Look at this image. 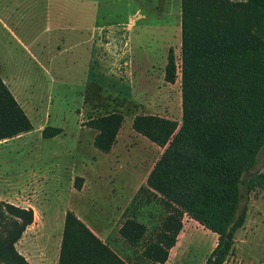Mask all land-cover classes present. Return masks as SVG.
I'll return each mask as SVG.
<instances>
[{
    "label": "rangeland",
    "instance_id": "obj_1",
    "mask_svg": "<svg viewBox=\"0 0 264 264\" xmlns=\"http://www.w3.org/2000/svg\"><path fill=\"white\" fill-rule=\"evenodd\" d=\"M170 48L180 66L182 0H0L2 74L37 128L0 142V201L32 207L42 228L21 247L36 241L38 250L52 252L72 205L81 214L88 208L94 219L106 199L146 184L164 149L132 122L138 114L182 121L181 73L175 83L165 80ZM114 111L125 119L106 155L95 147L97 130L88 122ZM46 126L63 132L44 138ZM263 158L264 147L252 171L264 173ZM241 190L239 212L246 208L247 217L225 264H264V187L249 193L242 184ZM132 212L151 229L166 213L160 198L146 192ZM185 220L195 233L168 264H206L218 234Z\"/></svg>",
    "mask_w": 264,
    "mask_h": 264
},
{
    "label": "trees",
    "instance_id": "obj_2",
    "mask_svg": "<svg viewBox=\"0 0 264 264\" xmlns=\"http://www.w3.org/2000/svg\"><path fill=\"white\" fill-rule=\"evenodd\" d=\"M181 61L179 66L170 48L165 80L175 83L181 73L182 121L138 114L132 123L164 148L133 201L146 192L160 198L167 213L143 255L164 264L188 214L218 234L206 264H225L247 217L246 208L239 212L241 185L249 193L264 187V173L252 171L264 147V0H182ZM124 119L114 111L89 120L98 150H112ZM33 128L3 78L0 60V140ZM62 132L46 126L42 135ZM34 219L32 207L0 201V264H30L16 243ZM120 233L139 246L147 227L127 218ZM59 264L127 263L68 210Z\"/></svg>",
    "mask_w": 264,
    "mask_h": 264
},
{
    "label": "crops",
    "instance_id": "obj_3",
    "mask_svg": "<svg viewBox=\"0 0 264 264\" xmlns=\"http://www.w3.org/2000/svg\"><path fill=\"white\" fill-rule=\"evenodd\" d=\"M18 42L23 44V41H20L19 38H18ZM39 42L40 41H38V39L36 38V41L32 43L33 49L35 51L38 50ZM24 45H25V47H27L26 44H24ZM34 54L35 53H33V55ZM0 60H1V58H0ZM31 121L33 123V126H35L34 121L32 119H31ZM34 129H37V128L34 127L32 130H34ZM32 130L25 132V133H32ZM25 133L19 134L17 136H22ZM17 136H14L11 138H6L4 140H0V142H8V140H13V138H16ZM94 139H95V137H94ZM115 144H114L112 150L110 152H108L106 155H109L114 150ZM159 147L163 148L161 146H159ZM157 151H158V149H157ZM149 174L147 175V178H148ZM99 184L101 185L102 182L101 183L99 182ZM142 186L143 185H140L137 188H135V191H133L134 193H131L128 196L127 195H120L119 198H114L113 200L106 199L105 209L98 208L99 212L97 215L94 214V216H95L94 219L91 218V217H93V215L91 216V214H89V212H92V211L88 210V208L84 209L88 214H81V210H80V212L77 210V204L72 205V207L70 209H68V210L73 211L80 220H82L105 244H107L115 253H117L127 264H153V262L150 259L146 258L143 255V251H144L146 243H148L149 240L152 239L153 234L155 233V230L159 228V225L161 224L162 220L164 219L165 215L167 214V213H165L163 215V218L161 217L162 220H160L159 224L156 225L154 227V229H151L147 221L139 220L137 218L136 214H134L133 212H132V214L128 213L131 205L133 204L135 197L137 196V194H138V192ZM80 188H78V189L80 190ZM79 194L80 195H78V196H80L82 198L84 197V195H83L84 193H82V191L81 192L79 191ZM160 202H161V200H160ZM121 204H122V206H121ZM161 204H162V202H161ZM163 207H164V205H163ZM81 208H83V207H81ZM68 210L65 211V214L63 215L61 222L59 224L58 231L60 234V236H59L60 238L57 242V246H56L55 250H53L52 252L48 248L45 249L42 247L39 248V250H38L36 248V241H32V243H27L24 247H21L22 244H25L24 243L25 238L28 236V234H30V233L32 234L33 232H38L40 229L42 230L41 225H38V223H37V217L35 214L34 222L27 227L23 236L16 243L17 250L23 256L26 257V259L30 262V264H59L61 247H62L65 216H66V213ZM165 212H166V210H165ZM132 217H135L138 221L142 222L147 227V233H146L145 237L143 238L141 245H139V246L130 245L120 233V229L123 226L126 219L132 218ZM185 218H189L191 220L198 222L197 220H195L194 218H192L188 214L184 215V217H183V228H182L180 234L178 235L177 243L173 248H171L169 258L164 264H168V262L173 258L174 250H175V252H178L179 249H181V248L184 249L185 246L187 245V242L191 238V236L195 233L194 229H193L194 224L191 222H186ZM199 224H201V223H199ZM205 229H207V228H205ZM207 230H209V229H207ZM209 231H211V230H209ZM213 233H215V232H213ZM209 240L210 239H209V235H208V238L206 240L208 247L210 246ZM216 245H217V243H215V240H214V244L212 245V247H209V252L207 253L208 256L214 250ZM177 257H178V255H177ZM157 264H162V263H157Z\"/></svg>",
    "mask_w": 264,
    "mask_h": 264
}]
</instances>
